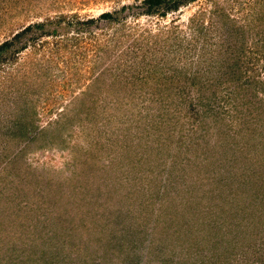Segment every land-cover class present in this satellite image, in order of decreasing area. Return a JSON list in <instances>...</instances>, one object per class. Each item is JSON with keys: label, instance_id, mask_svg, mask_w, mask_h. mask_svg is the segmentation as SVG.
<instances>
[{"label": "rangeland", "instance_id": "1", "mask_svg": "<svg viewBox=\"0 0 264 264\" xmlns=\"http://www.w3.org/2000/svg\"><path fill=\"white\" fill-rule=\"evenodd\" d=\"M56 16L0 53V264H264V0H0V43Z\"/></svg>", "mask_w": 264, "mask_h": 264}, {"label": "trees", "instance_id": "2", "mask_svg": "<svg viewBox=\"0 0 264 264\" xmlns=\"http://www.w3.org/2000/svg\"><path fill=\"white\" fill-rule=\"evenodd\" d=\"M189 1H191V0H141V4L143 6V11L145 13H157V14L163 16L167 12L174 11ZM100 16L101 17H109L110 13H108V12L101 13ZM60 20H63V17L56 16L52 20L46 19L45 21L42 20V21H37L35 23L27 24L26 26L19 29L17 32L13 33L9 39L4 40L0 43V53L5 52L12 47L11 53L15 54L16 52H19L23 47H25L24 46L25 43L30 42L31 44L34 45L35 44V43H33L34 39L36 37H40V36L54 37L55 39H57V40H55L56 41L55 43L59 42L58 45L56 46V47H58L60 45V41H61L60 39L62 38L58 35L59 34L58 33L59 28L62 29L61 27H58ZM90 21H92V20H90ZM86 22L88 23V20ZM67 24H68V22H67ZM69 24H70V22H69ZM63 28L65 31V27H63ZM60 31L62 32V30H60ZM20 41H21V44L19 43ZM50 52L51 51H47L45 53H49L48 55L46 54L47 56H49ZM2 83H3V81L0 80V86L4 87V85ZM205 99H207V98H205ZM198 102H199V105L203 104L201 99L198 100ZM202 106H204V104ZM30 138H33V136H31ZM15 145H16V143H15ZM220 189H221V187H220ZM217 191H219L218 188H217ZM183 195H185V194H183ZM85 233H86V231L83 234L86 235L87 233L86 234ZM99 236H100V234H99ZM75 239L76 238L71 237L69 240L75 241ZM77 239L78 240L74 243V245L68 244L69 242L67 243V245H70L71 248H76V250L74 251L76 256L69 258L70 259L69 261L65 260L61 264H100L99 261H95V260H91V259L94 255L98 254L97 252L102 253L103 250L101 248H95L94 249L92 246V244L94 242H92V239L88 236H84V237L77 238ZM56 244H57V246L53 245V243L52 244L48 243L45 245L48 249H50L49 256L51 255V256H56V257H62V255L68 253L66 250H64V251L62 250V249H64L63 247L66 246V244H63L61 242H58V243L56 242ZM109 246H110V244H109ZM112 248L114 249L113 246H112ZM54 249H59V251L60 250L61 251L56 252V251H54ZM82 250H84V251L82 252ZM101 256H103V254H101ZM84 257H88V259L84 258ZM44 264H47V263L44 262Z\"/></svg>", "mask_w": 264, "mask_h": 264}]
</instances>
